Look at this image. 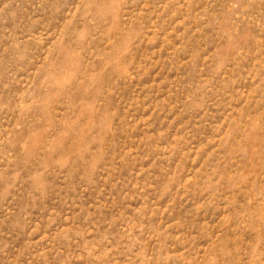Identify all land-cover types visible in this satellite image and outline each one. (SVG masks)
<instances>
[{"label": "rangeland", "instance_id": "1", "mask_svg": "<svg viewBox=\"0 0 264 264\" xmlns=\"http://www.w3.org/2000/svg\"><path fill=\"white\" fill-rule=\"evenodd\" d=\"M0 264H264V0H0Z\"/></svg>", "mask_w": 264, "mask_h": 264}]
</instances>
